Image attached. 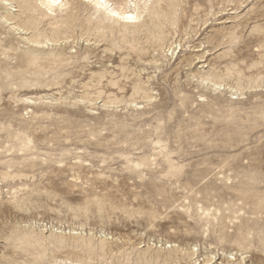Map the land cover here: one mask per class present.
I'll list each match as a JSON object with an SVG mask.
<instances>
[{"label": "rangeland", "instance_id": "obj_1", "mask_svg": "<svg viewBox=\"0 0 264 264\" xmlns=\"http://www.w3.org/2000/svg\"><path fill=\"white\" fill-rule=\"evenodd\" d=\"M40 1L0 0V264H264V0Z\"/></svg>", "mask_w": 264, "mask_h": 264}, {"label": "bare ground", "instance_id": "obj_2", "mask_svg": "<svg viewBox=\"0 0 264 264\" xmlns=\"http://www.w3.org/2000/svg\"><path fill=\"white\" fill-rule=\"evenodd\" d=\"M62 1L63 0H59V1L58 0H43L41 3L44 4L46 6V8L51 9L52 7H54L55 4H57V3L59 4ZM94 1H95L96 6H98V7L101 6L102 8L108 10L107 13L109 14V16H117L118 18H121V19L125 20V22L126 21H131L132 22L133 19H136V17H138L136 12H128V11H125V10L124 11L123 10L117 11V9H115V8L114 9L113 8H109L108 7L109 3L106 0H94Z\"/></svg>", "mask_w": 264, "mask_h": 264}]
</instances>
